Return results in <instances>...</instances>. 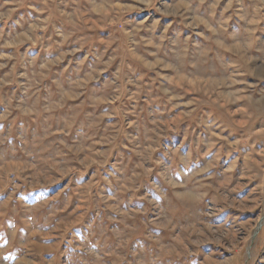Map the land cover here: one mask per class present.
<instances>
[{
	"label": "rangeland",
	"instance_id": "1",
	"mask_svg": "<svg viewBox=\"0 0 264 264\" xmlns=\"http://www.w3.org/2000/svg\"><path fill=\"white\" fill-rule=\"evenodd\" d=\"M0 264H264V0H0Z\"/></svg>",
	"mask_w": 264,
	"mask_h": 264
}]
</instances>
